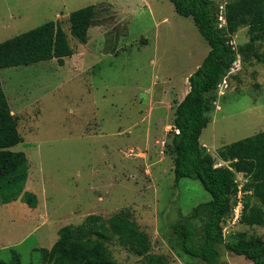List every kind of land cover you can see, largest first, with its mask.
<instances>
[{
    "label": "rangeland",
    "instance_id": "rangeland-1",
    "mask_svg": "<svg viewBox=\"0 0 264 264\" xmlns=\"http://www.w3.org/2000/svg\"><path fill=\"white\" fill-rule=\"evenodd\" d=\"M90 4L96 14L80 43L70 34L68 16ZM50 20L60 23L74 50L66 63L0 69L21 136L10 149L24 152L27 171L17 199L0 203V264L12 262V250L20 264H50L43 251L61 226L81 224L90 214L107 221L119 213L148 235L150 252L169 264H204L171 248L165 236L179 215L210 199L197 179L173 185L168 151L175 106L209 50L207 41L169 0H0V42ZM229 38L236 50L243 48L248 26L239 25ZM255 50L264 52V42L238 53L227 86L216 89L219 109L209 112L199 137L221 165V147L264 131V61ZM219 91L225 95L217 98ZM29 193L37 197L35 207L25 202ZM241 231L264 239V226L240 220L224 238ZM107 245L116 264H145L116 238ZM220 261L253 264L224 250Z\"/></svg>",
    "mask_w": 264,
    "mask_h": 264
},
{
    "label": "trees",
    "instance_id": "trees-1",
    "mask_svg": "<svg viewBox=\"0 0 264 264\" xmlns=\"http://www.w3.org/2000/svg\"><path fill=\"white\" fill-rule=\"evenodd\" d=\"M169 1L178 14L193 19L209 45L201 63L188 76V91L174 109L168 146L173 159V185L181 178L197 179L210 199L172 221L170 235L165 238L171 248L204 264H224L220 261L223 250L242 255L253 264H264L263 238L248 237L241 231L225 240L222 233L236 202V173L247 178L242 190L246 191L244 198L249 196L243 203L240 222L264 226V131L221 147L217 156L225 165H217L215 157L199 140L214 108L218 83L228 74L238 53L253 49L258 41L264 42V0H229L226 25L222 27L218 25L215 0ZM96 7L90 4L71 11L68 16L70 34L80 43L87 41ZM239 25L248 26L249 40L236 50L229 37ZM73 53L60 23L50 20L1 41L0 69L51 59L63 65L64 58ZM253 53L257 60L264 61V52ZM20 141L16 117L0 82V203L17 199L26 181V156L22 151L10 149ZM24 199L31 207L37 205L35 194H25ZM57 235L51 247L43 251L44 261L50 264H116L107 245L113 238L142 257L145 264H169L164 255L150 252L148 235L123 213L107 221L90 214L81 224L61 226ZM12 254L9 264H20L19 254L15 250Z\"/></svg>",
    "mask_w": 264,
    "mask_h": 264
},
{
    "label": "built area",
    "instance_id": "built-area-1",
    "mask_svg": "<svg viewBox=\"0 0 264 264\" xmlns=\"http://www.w3.org/2000/svg\"><path fill=\"white\" fill-rule=\"evenodd\" d=\"M216 1L218 3V6H217V9H218V11H217L218 25H219V27H222V26H225V24H226L225 16H224V5H225L226 1L225 0H216ZM237 59L233 62L230 70L228 71V74L225 77H223V79L220 81V83H218V85H217L218 88L221 87L222 84H223V86H227V76L229 74L233 73V71L237 68V66H238L237 65V62H238ZM217 165H219V164H217ZM235 182H236V186H237L236 202H235V204L232 205L230 215L226 218V222L222 227L223 236H225V234L228 232V229L230 227H233L239 221V219L241 218V215H242V207H243L242 196H243V193H246V191L244 192L242 190V188H243L246 181L245 182L241 181V179L240 180L237 179V176H236Z\"/></svg>",
    "mask_w": 264,
    "mask_h": 264
},
{
    "label": "crops",
    "instance_id": "crops-1",
    "mask_svg": "<svg viewBox=\"0 0 264 264\" xmlns=\"http://www.w3.org/2000/svg\"><path fill=\"white\" fill-rule=\"evenodd\" d=\"M71 56H72V55H71ZM51 60H52V59H51ZM64 62L66 63L65 58H64ZM198 65H199V64H198ZM198 65H197V66H198ZM188 89H189V88H188ZM188 89H187V91H188ZM187 91H186V92H187ZM185 94H186V93H185ZM185 94H184V95H185ZM184 95L180 98V100L184 97ZM222 95H225V92H224V91H222V92L219 91V92L217 93V98H218V96H222ZM180 100H179V101H180ZM216 102H217V100L214 102L215 105H214V108L210 111L211 113H212L215 109H219V105H218V103H216ZM202 144H203V145L209 150V148H208L209 146H208L206 143L202 142ZM217 164H218V163H217ZM219 164H220V163H219ZM236 174H241V173H236ZM241 175H242V174H241ZM42 216H43V215H42Z\"/></svg>",
    "mask_w": 264,
    "mask_h": 264
}]
</instances>
